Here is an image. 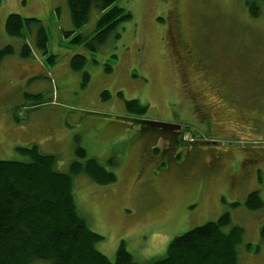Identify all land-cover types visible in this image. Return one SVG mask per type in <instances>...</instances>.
<instances>
[{"label":"rangeland","instance_id":"374dc122","mask_svg":"<svg viewBox=\"0 0 264 264\" xmlns=\"http://www.w3.org/2000/svg\"><path fill=\"white\" fill-rule=\"evenodd\" d=\"M253 2L250 10L246 0H115L130 17L99 41L91 39L95 9L75 29L66 0H0V48L14 49L0 63V160L27 161L18 148L35 144L67 172L77 141L111 171L116 180L108 185L82 173L72 178L78 214L102 237L95 247L110 262L123 244L135 264H152L175 236L228 213L224 230H242L237 264H264V1ZM10 13L39 20L46 52L36 46L35 27L23 28L25 38L6 34ZM188 50L198 63L183 72L177 54L183 65ZM76 54L85 57L79 70L70 65ZM204 61L236 70L249 86L235 106L258 113L256 132L244 130L233 109L204 103L212 95L203 87ZM125 100L147 109L136 116ZM136 118L176 125L184 142L172 149L168 135L151 142ZM252 191L259 209L245 204Z\"/></svg>","mask_w":264,"mask_h":264},{"label":"trees","instance_id":"16d2710c","mask_svg":"<svg viewBox=\"0 0 264 264\" xmlns=\"http://www.w3.org/2000/svg\"><path fill=\"white\" fill-rule=\"evenodd\" d=\"M114 1L66 0L73 27L78 29L85 25L95 9L100 16L98 31L91 39L102 41L106 31L120 19L130 17L128 12L113 5ZM246 3L250 10L255 6L253 0H246ZM24 27H35L36 46L46 52V35L39 20L16 13L6 16L4 30L7 35L25 38ZM13 53L10 45L0 48V63ZM20 56H31V48L26 42ZM51 58L53 56L48 59ZM84 62L85 57L76 54L70 65L73 70H79ZM87 77L85 73L84 79ZM124 103L126 109L136 116L147 109L136 100H125ZM134 121L142 129L152 131H159L157 127L162 124L139 118ZM159 135L171 137L165 132ZM182 136L179 131L177 143L184 142ZM18 149L29 160H0V264H135L123 244L118 247L113 262L96 249L95 244L102 237L90 230L79 216L72 193L74 176L82 173L98 185H108L116 180L111 171L97 160L87 158L86 150L77 141V158L67 172L56 170V158L40 153L36 145ZM108 162L113 163L112 157ZM245 204L252 210L263 206L257 191L248 194ZM230 222L229 214L225 213L216 221H208L175 236L165 255L152 264H237L236 247L241 241L242 230L232 226L225 231Z\"/></svg>","mask_w":264,"mask_h":264},{"label":"flooded vegetation","instance_id":"af4514ba","mask_svg":"<svg viewBox=\"0 0 264 264\" xmlns=\"http://www.w3.org/2000/svg\"><path fill=\"white\" fill-rule=\"evenodd\" d=\"M177 59H178V64L182 66L183 72L185 70V65H187L188 67L189 66L192 67L193 64L198 63L196 62L197 60H194L192 58L191 52H189V50L183 51L182 54L183 65L181 63V56L179 54H177ZM206 62L207 61H204L201 66L202 69L200 68L203 72L202 77L205 79L203 87L208 88V90H212L211 91L212 95L208 99L210 103L206 101H204V103L210 105L215 104L217 108L220 107L227 110L233 109L235 113H237L238 116L243 119L242 125L244 124L245 125L242 126V128L244 130L252 129L253 131H255L254 130L255 125H251V124L253 122L255 123V119L258 113L252 112L253 115L245 114L243 113V110L235 106V102L237 103V101H239L241 97H244L247 93H250L249 86H247V84L240 83L239 76L237 77L236 70L231 69L230 73L220 72L219 68L217 69L215 66H212L209 62L207 63ZM205 67L207 68V70ZM204 70H206L205 71L206 73H204ZM241 101H244L246 104H250L252 102L251 97L247 100L242 99ZM201 106H202L201 109L205 111L204 105L201 104ZM252 108L255 109L254 107ZM157 128L159 129L160 132L155 130L154 131L150 130V134L148 135L149 140L151 142L154 140H158L156 138H160L161 136L159 134H162V132H165L166 134H171V142L168 146H170V149H172L174 144L177 143L176 136L179 132L178 128H176L175 125H170V124H159Z\"/></svg>","mask_w":264,"mask_h":264},{"label":"crops","instance_id":"0c3cea01","mask_svg":"<svg viewBox=\"0 0 264 264\" xmlns=\"http://www.w3.org/2000/svg\"><path fill=\"white\" fill-rule=\"evenodd\" d=\"M4 59H5V58H4ZM4 59H3V60H4ZM3 60H2V61H3ZM25 65H27V63H25ZM128 125H130V124L128 123ZM123 126H126V124H123ZM124 134H125V132L120 133V134H118V135L121 136V135H124ZM116 141H117V138L114 137L113 140L109 142V144H114ZM33 145H35V144H33Z\"/></svg>","mask_w":264,"mask_h":264}]
</instances>
